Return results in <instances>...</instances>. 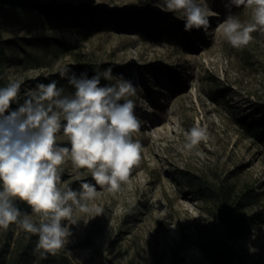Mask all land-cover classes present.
Listing matches in <instances>:
<instances>
[{"label": "rangeland", "instance_id": "rangeland-1", "mask_svg": "<svg viewBox=\"0 0 264 264\" xmlns=\"http://www.w3.org/2000/svg\"><path fill=\"white\" fill-rule=\"evenodd\" d=\"M207 2L219 15L206 35L185 32L182 20L141 0L3 1L0 42L8 81L22 82L20 102L37 82L53 79L71 93L58 76L63 67L91 76L112 65L114 76L138 86L132 99L142 121L134 134L141 159L127 184L114 195L98 189L92 204L102 214L81 216L88 222L73 226L56 256L25 264H217L209 250L226 246L241 264H264V133L251 137L243 127L264 131V36L253 33L243 50L232 48L215 31L229 14L227 0ZM231 14L246 21L250 10L232 7ZM197 123L208 141L182 150ZM58 142L67 144L62 135ZM62 170L60 186L78 188L70 159ZM229 189L236 200L251 195V223L238 238L218 197ZM36 241L15 225L0 230L2 264L25 262L22 252Z\"/></svg>", "mask_w": 264, "mask_h": 264}, {"label": "clouds", "instance_id": "clouds-1", "mask_svg": "<svg viewBox=\"0 0 264 264\" xmlns=\"http://www.w3.org/2000/svg\"><path fill=\"white\" fill-rule=\"evenodd\" d=\"M141 3L172 13L183 21L187 33L207 35L210 17L219 15L207 0ZM241 6L250 10L246 21L231 14L232 7ZM225 8L229 14L215 31L232 48L243 50L254 40L253 33L264 36V0H227ZM113 71L109 65L89 76L86 70L76 73L63 67L58 76L71 86V93L53 79L37 82L23 102L21 81L12 79L0 87V230L15 225L18 233L35 235L31 254L40 259L56 256L70 242L73 226L88 222L81 216L101 215L103 210L92 204L98 189L116 194L140 163L142 146L134 134L142 121L132 99L138 86ZM102 80L115 83L102 84ZM60 135L66 145L58 142ZM208 138L207 128L197 123L184 133L182 150L191 152ZM67 159L78 188L60 186ZM18 203L31 211H22Z\"/></svg>", "mask_w": 264, "mask_h": 264}, {"label": "trees", "instance_id": "trees-1", "mask_svg": "<svg viewBox=\"0 0 264 264\" xmlns=\"http://www.w3.org/2000/svg\"><path fill=\"white\" fill-rule=\"evenodd\" d=\"M5 0H0V7ZM10 62L9 56L5 50L4 42H0V87L7 86L9 83L8 78L6 76V69ZM102 84H108V82L102 80ZM13 107H16L13 105ZM251 137L258 138V135L264 133L263 130H258L255 127H250V125H244ZM251 195L243 194L237 200L234 198L232 190H222L221 193L218 194L220 201L222 203V216L223 221L226 224L227 229L233 235L234 238H238L242 236L248 229L249 224L251 223V215L245 211V207L247 205L246 199ZM18 206L22 211H29V208L25 204L18 203ZM31 247L28 250L23 251L22 254L27 255V258L24 259L25 262H21L18 260V264H25L26 262H31L32 255ZM30 250V251H29ZM212 259L217 264H241L240 260L235 256L234 252L230 250L228 246L225 248H212L209 250ZM2 257V258H1ZM30 257L31 259H28ZM1 264L5 261V254L3 252L0 255ZM62 264H71L68 258H64Z\"/></svg>", "mask_w": 264, "mask_h": 264}]
</instances>
